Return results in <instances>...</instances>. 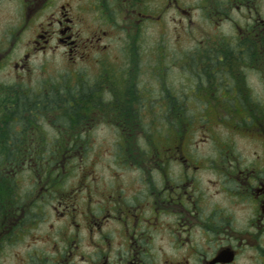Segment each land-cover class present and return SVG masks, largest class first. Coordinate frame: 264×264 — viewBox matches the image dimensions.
Here are the masks:
<instances>
[{
	"label": "flooded vegetation",
	"instance_id": "obj_1",
	"mask_svg": "<svg viewBox=\"0 0 264 264\" xmlns=\"http://www.w3.org/2000/svg\"><path fill=\"white\" fill-rule=\"evenodd\" d=\"M0 11V264H264V0Z\"/></svg>",
	"mask_w": 264,
	"mask_h": 264
},
{
	"label": "rangeland",
	"instance_id": "obj_2",
	"mask_svg": "<svg viewBox=\"0 0 264 264\" xmlns=\"http://www.w3.org/2000/svg\"><path fill=\"white\" fill-rule=\"evenodd\" d=\"M8 19H9V16L3 14V11H0V33L5 27ZM176 73H178V70H175V74ZM4 76L5 75H0V80ZM63 76L64 78H62ZM68 77H71V76L69 75H25L24 78H18L17 76H11L10 78L5 79V80L10 82V84L8 85V87L10 88L23 89V88L28 87L30 89V88H36V87L39 88V87H44V86L50 87L51 84L53 83H56V85L57 84L63 85L66 82ZM90 77L96 78L97 75H90ZM171 77L175 83H178L179 81L182 83L183 80L186 78L187 88H190L194 84L195 75H171ZM154 87L157 88L156 85Z\"/></svg>",
	"mask_w": 264,
	"mask_h": 264
},
{
	"label": "trees",
	"instance_id": "obj_3",
	"mask_svg": "<svg viewBox=\"0 0 264 264\" xmlns=\"http://www.w3.org/2000/svg\"><path fill=\"white\" fill-rule=\"evenodd\" d=\"M0 88H1V86H0ZM10 88V87H9Z\"/></svg>",
	"mask_w": 264,
	"mask_h": 264
}]
</instances>
